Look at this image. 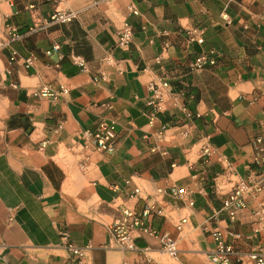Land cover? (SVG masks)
I'll return each mask as SVG.
<instances>
[{"label":"crops","instance_id":"0c3cea01","mask_svg":"<svg viewBox=\"0 0 264 264\" xmlns=\"http://www.w3.org/2000/svg\"><path fill=\"white\" fill-rule=\"evenodd\" d=\"M55 10L76 17L50 22ZM11 32L0 49V264H80L65 232L81 264H214V231L235 253L264 246V0H0V38ZM199 54L213 62L193 70ZM162 81L157 108L149 84ZM101 122L114 125L113 152L84 146ZM240 181L251 189L229 218L223 202ZM149 205L161 213L143 215ZM125 209L154 232L135 229V250L109 231ZM162 234L176 258L160 252Z\"/></svg>","mask_w":264,"mask_h":264},{"label":"built area","instance_id":"2783aa9c","mask_svg":"<svg viewBox=\"0 0 264 264\" xmlns=\"http://www.w3.org/2000/svg\"><path fill=\"white\" fill-rule=\"evenodd\" d=\"M129 11L132 14H138V10L133 6L129 5ZM76 17V12L72 10H55L49 17L50 22L65 23L71 21ZM223 19L228 22V16L223 15ZM187 40L195 41L197 43L203 42L202 32L197 28H190L186 30ZM19 35L16 32H11L8 37L0 38V49L9 46ZM132 31L128 25L120 29L116 45L120 49H127L132 41ZM26 64H30L31 59L25 60ZM210 59L205 54L197 55L194 60L191 62L190 66L193 70L202 69L207 63H212ZM78 64L84 67L83 59H79ZM169 86L168 81H162L160 84L150 83L149 88L152 91V99L150 104L159 108L162 101V93ZM48 91L42 89L40 92L41 95H47ZM55 97V95H54ZM85 137L89 138V142L84 144L85 147H92L100 151L113 152L115 149L116 143V134L114 130L113 123L101 122L94 132L85 131ZM255 147L257 151H264V144L260 139L255 141ZM204 152L208 153L207 148L204 149ZM263 186H255L256 190H261ZM251 189L249 182L240 181L236 183L231 192L228 195V198L223 202L222 209L225 210L229 218H234L235 215L244 207L243 194ZM138 189H135V193H138ZM172 194L174 196H182L186 194L184 188H174L172 189ZM161 209L156 208L154 205L147 206L142 214H159ZM184 221V219L182 220ZM137 229L147 234H154L152 230L144 225L143 220L136 215L134 212L125 209L122 214L115 218L109 226V231L115 238L117 245L126 250H135L136 246L133 241V231ZM235 236L232 233H229ZM213 238L216 243L213 251L210 253V261L214 264H234L231 261V256H236L237 264H264V246L259 245L253 250L247 253H235L231 245L225 244L224 237L220 231L213 232ZM160 242V252L170 258H176L178 255V247L176 241L167 234H162L159 237ZM61 245L65 249L78 259L81 264L83 259V250L74 244L68 242V234L65 232L62 234ZM152 258V257H149ZM148 258V259H149ZM153 259V258H152ZM157 264V263H155Z\"/></svg>","mask_w":264,"mask_h":264}]
</instances>
